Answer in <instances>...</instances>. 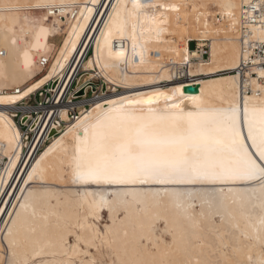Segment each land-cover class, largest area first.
Returning <instances> with one entry per match:
<instances>
[{
  "label": "bare ground",
  "instance_id": "obj_1",
  "mask_svg": "<svg viewBox=\"0 0 264 264\" xmlns=\"http://www.w3.org/2000/svg\"><path fill=\"white\" fill-rule=\"evenodd\" d=\"M8 3L37 4L41 0H0V5ZM62 7L33 8L28 11H0V96H14L19 90V98L10 104H0V167L7 158L6 166L0 176V264L5 261H23L31 257L34 250L41 247L48 239H56L59 228L66 220L72 224H90L87 221L85 200L99 199L104 195L106 199L117 204V211L113 213L116 220V231L128 232L127 253L123 250L120 260L145 261L147 264H225L226 261L244 262L248 248L233 255L231 248L223 251H210L207 247L193 248L186 243L194 231L193 221L187 218L184 207H178L172 196L156 197L151 192L144 194L145 189L156 190L162 186L151 184L143 186H125L120 189V195L114 197L111 193L116 186H96L94 184L82 185L75 183L72 176V158L77 137L83 135L84 127L93 121L97 115L96 105L105 100L119 101L122 97L127 99H152L151 105L144 104L145 111L149 108L157 110L184 112L200 111L211 115L220 113L237 106L243 108L246 100L248 107L259 111L264 108V92H253L242 96L240 94L239 78L235 69L240 56V10L242 0H139L143 7H134L135 0H54ZM154 5V7H153ZM91 9V14L87 11ZM177 9H179L177 11ZM215 9V11L213 10ZM51 17L50 35L55 36L74 19L62 43V47L51 44L42 53L50 57L47 70L42 79L36 83L23 87V82L29 78L30 73L15 71L10 57H22L26 53L36 54L28 48V40L40 33L41 27L33 23V19L42 18V14ZM76 11L78 13H76ZM34 14L29 15V13ZM216 12L215 17L210 14ZM53 13V14H49ZM83 14V15H81ZM27 15L29 20L23 17ZM23 32L25 33L23 34ZM15 39V43L12 40ZM199 43L207 40L210 44L209 58L192 61L196 54L190 48V41ZM59 49V50H58ZM95 52L103 54L106 59L118 58L116 62L99 63L89 62L90 56ZM79 57V58H78ZM76 63V73L70 80L71 92L68 98L60 104V116L52 121L48 136L44 139L41 149L29 165L24 176H20L13 186L17 176L22 149L28 141V132L41 120V112L45 108L42 100L48 95L61 91L60 84L66 79L69 69ZM55 60V61H54ZM54 62V63H53ZM190 63V72L193 78L176 80L174 75L175 64ZM72 65V66H71ZM117 67L120 70L119 79H108L105 94H85L82 73L86 68ZM42 81V83H41ZM72 81V82H71ZM144 81L145 90H138L136 83ZM255 82V80H253ZM38 85V87H37ZM15 86V87H14ZM56 86V87H55ZM15 88L9 94L4 89ZM260 88L254 84V88ZM28 88L31 92L24 95ZM180 89L177 93L175 90ZM167 94V95H165ZM112 96L111 99L107 98ZM165 97H170L166 99ZM178 104V109L169 106ZM88 118L86 121L85 118ZM79 122V123H78ZM18 124L27 131L20 134ZM30 128V129H29ZM246 130V129H245ZM1 169V170H2ZM35 169V171H33ZM29 176L33 179L29 180ZM225 188V208L219 207V197H212V204L201 205L202 192L218 187ZM241 182L225 185H171L181 193H193V199L186 195L181 196L184 206L195 204L191 211L193 219L199 222L195 229L204 238L205 243L215 244L216 236L228 233L225 240L232 247L250 245L254 241L240 238V244L233 240L238 235L227 223L221 224L213 216L217 210L231 212L240 218V203H232L237 199L228 193V187L241 188ZM135 188L132 193L131 189ZM129 191L125 196L124 192ZM141 202L139 208L137 202ZM253 204H256L253 207ZM33 207L39 213L48 216L45 221L41 215L33 216ZM127 208V213L122 210ZM102 208L99 215L103 222ZM243 211L252 218V222L261 215V208L257 201L244 203ZM55 213V215H49ZM109 215V212H108ZM165 221L171 232L169 241L160 237L156 241V225ZM15 221V224L9 222ZM241 224L245 221L240 219ZM137 223L138 227L134 228ZM41 225H47L41 229ZM12 227L13 237H19L21 245L14 250H6L8 243L5 239V229ZM35 227L36 232L28 231ZM79 230V229H77ZM87 233V229H84ZM102 231V228H101ZM250 231V229H249ZM140 237L153 241L155 248H150ZM70 238L68 242L70 243ZM56 249H45L55 251ZM15 252L13 256L12 252ZM260 251L259 246L251 248L255 257ZM47 260H63V256H45ZM87 257L83 258L86 260ZM106 264H110L111 257L105 255Z\"/></svg>",
  "mask_w": 264,
  "mask_h": 264
},
{
  "label": "snow or ice",
  "instance_id": "obj_2",
  "mask_svg": "<svg viewBox=\"0 0 264 264\" xmlns=\"http://www.w3.org/2000/svg\"><path fill=\"white\" fill-rule=\"evenodd\" d=\"M62 6L57 5L54 0H41L37 4L5 2L0 5V11L21 12L33 8L51 9ZM134 7L143 5L139 0H135ZM87 11L91 14L92 10ZM23 18L29 20L27 15ZM47 18L44 16L38 20L33 19L32 22L42 24ZM45 31L46 29L41 27V32ZM15 42L13 39L12 43ZM259 75L264 78V72ZM31 91L32 88H28L24 95ZM175 91L179 93L180 89ZM19 95L17 90L14 96H0V104L13 103ZM152 103L151 98L140 100L123 97L119 101L105 100L102 104L98 103L97 115L84 127L83 135L77 137L71 163L73 181L82 185L116 186L117 190L111 193L114 197L120 195V189L125 186L160 185L162 187L154 191L145 189L144 194L151 192L156 197L172 196L176 199L178 207H184L187 218L193 221L194 228L186 240L189 246L200 249L207 247L210 251H218L225 256V249L231 248V253L237 255L243 247H247L246 260L236 261L235 264H264V108L259 111L250 109L246 100L243 108L230 106L225 111L211 115L200 111L157 110L152 107L145 111L142 107ZM169 108L178 109L179 105L173 104ZM32 179L33 177L29 176V180ZM237 182L244 186L228 187L227 191L237 197L232 203H240V218L231 212L220 210L215 211L213 216L218 217L221 224L227 223L238 233L232 237L237 244H240L241 237L254 243L232 247L225 240L228 233L218 234L215 244L203 242L204 238L195 231L199 222L193 219L189 211L195 204L188 203L184 206L181 200L182 195L193 199V193L184 194L169 186L225 185ZM131 192L134 193L135 188L131 189ZM129 194V191L124 192L125 196ZM202 196L201 205L211 206V198L218 196L219 207L226 209L224 187L204 190ZM250 201H257L261 208V215L255 223L250 215L243 211L244 203ZM123 203L108 200L104 195H100L99 199L85 200L87 215L84 220L91 218L93 223L72 224L66 220L62 225H58L56 239H48L33 251L30 258L23 261H5L4 264H106L105 255L112 258L110 264H147L145 261L119 259L122 250L127 253L129 234L127 231H116L113 213L117 211V204L122 206ZM255 206L256 204H253V207ZM102 208L108 209L109 222L100 223L102 217L99 211ZM122 210L127 213L126 207H122ZM38 214L41 219H48V216L42 215L33 207V216ZM240 219L245 223L241 224ZM9 223L14 225L15 221ZM46 227L47 225H41L42 230ZM84 229H87V233ZM28 231L35 233L36 228L30 227ZM5 232V239L8 241L6 250L11 251L21 245V239L13 237L12 227L6 228ZM69 237L73 238V243L68 242ZM140 239L143 240L144 237ZM257 245L260 251L254 257L251 248ZM45 249L56 250L49 252ZM12 254L14 256L15 252ZM57 255L66 259H44L45 256ZM81 256L87 259H75ZM195 264H201V261L197 260ZM225 264L233 262L226 261Z\"/></svg>",
  "mask_w": 264,
  "mask_h": 264
},
{
  "label": "built area",
  "instance_id": "obj_3",
  "mask_svg": "<svg viewBox=\"0 0 264 264\" xmlns=\"http://www.w3.org/2000/svg\"><path fill=\"white\" fill-rule=\"evenodd\" d=\"M240 56L239 63L235 69V73L239 78L240 94H250L255 92H264V78L260 77V73L264 72V0H242L240 10ZM194 41V46L191 42ZM190 48L196 51V54L191 58L192 61H200L209 58L210 44L207 40L199 43V41L191 40ZM79 58V57H78ZM69 69L68 76L60 84L62 85L61 91L58 93L50 94L42 100L46 103L45 108L41 112L40 124L28 132V141L22 149L18 168L14 172L17 176L13 186L18 182L20 176H24L34 158H36L39 150L42 147L44 139L48 136L51 123L60 116V104L68 98V90L71 87L70 80L76 73V63ZM50 57L43 56L40 64L46 68L50 63ZM174 75L176 80H186L193 78L190 72V63L182 62L175 64ZM255 80V82L253 81ZM72 82V81H71ZM254 84L260 88H254ZM56 87V86H55ZM27 131V128H25ZM7 158L1 163L0 176L6 166ZM3 167V169H2ZM2 169V170H1Z\"/></svg>",
  "mask_w": 264,
  "mask_h": 264
},
{
  "label": "rangeland",
  "instance_id": "obj_4",
  "mask_svg": "<svg viewBox=\"0 0 264 264\" xmlns=\"http://www.w3.org/2000/svg\"><path fill=\"white\" fill-rule=\"evenodd\" d=\"M56 8H54L55 10ZM215 11V9H213ZM76 13H78L76 11ZM33 15L34 12L29 13V15ZM37 15L41 14L44 16H47V20L43 21L42 24H37L40 27H43L44 29H46L45 32H41L38 35H36L35 38H28L26 36V33L23 32V34L25 33L24 36H26L25 38L28 40V48L30 50H33L34 52H36V54L33 53H26L24 54L22 57L20 56H16L11 58L10 57V62H13L14 66H15V71H24L26 73H30L29 78H27L24 82H23V87H27L29 85H32L34 83H36L38 80L42 79L45 75H47L50 67L53 65H50V67L45 71L43 70V68L40 65L39 59L42 55V53L47 49V47H49L51 44L55 43L56 45L60 47H62V43L64 42V40L67 38V34L73 24L74 19H72V21L68 24V26H66L65 30L60 31V33L56 34L55 36H51L50 35V24H51V17L44 14L43 10L38 11L36 13ZM216 12H214L213 14H210V17H215ZM191 46H194V41L191 42ZM58 49V50H59ZM118 60V58H114V57H110V59H106L103 54L99 53V52H95L94 54H92V56H90V60L88 61V63L90 62H99V63H108L110 62H116ZM55 61V60H54ZM54 63V62H53ZM120 77V70L117 67H97V68H86V70H84V72L82 73V80L85 86V94L88 95H96V94H105L106 91V82L108 79H119ZM136 87L138 88V90H145L146 89V85L144 81H139L136 84ZM15 87V86H14ZM6 88L4 89V94H9L11 91H14L15 88ZM71 88L68 90L65 89V93L67 92L68 94L71 92ZM167 95V94H165ZM112 96H108L107 98L111 99ZM18 130L19 133L23 134L25 131V128L21 125L18 124ZM137 205L139 206V208L142 207L141 202H137ZM216 219L218 220L219 218L216 217ZM109 222L108 221V212L105 211L104 212V218H103V222ZM138 224L135 223L134 224V228H137ZM103 230V229H102ZM155 233L157 235L156 241L158 243L161 242L160 237H162L164 240L169 241L172 237L171 232L169 231V229L167 228V226L165 225V221L164 219L161 220V222H159L156 225L155 228ZM141 240V239H140ZM142 242H145L147 244L148 247L150 248H155L153 241L151 240H146V238H144L143 240H141ZM74 240L71 237L70 238V243H73ZM2 254L0 253V258H2ZM83 256L81 257H76L75 259L77 260H83Z\"/></svg>",
  "mask_w": 264,
  "mask_h": 264
}]
</instances>
